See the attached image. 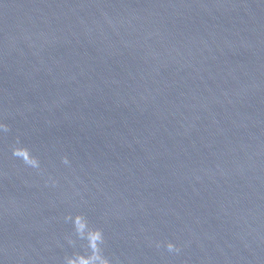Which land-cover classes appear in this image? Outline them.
Segmentation results:
<instances>
[{
  "label": "water",
  "instance_id": "1",
  "mask_svg": "<svg viewBox=\"0 0 264 264\" xmlns=\"http://www.w3.org/2000/svg\"><path fill=\"white\" fill-rule=\"evenodd\" d=\"M0 123V264H264V0H0Z\"/></svg>",
  "mask_w": 264,
  "mask_h": 264
},
{
  "label": "clouds",
  "instance_id": "2",
  "mask_svg": "<svg viewBox=\"0 0 264 264\" xmlns=\"http://www.w3.org/2000/svg\"><path fill=\"white\" fill-rule=\"evenodd\" d=\"M0 129L7 131V125L0 123ZM13 155L22 157L23 160L32 167H39V162L35 157H32L26 148L17 147L13 149ZM67 163V158L64 160ZM73 219L74 227L77 234L88 241V247L91 249L90 255L75 254L72 257L66 258V264H110V262L101 255L100 244L103 241V234L100 230H93L88 227L87 221L82 217H68ZM169 251L174 250L175 245L172 243L167 244Z\"/></svg>",
  "mask_w": 264,
  "mask_h": 264
}]
</instances>
